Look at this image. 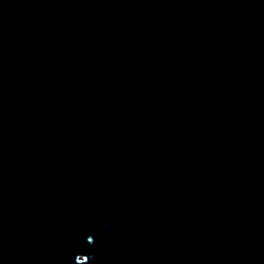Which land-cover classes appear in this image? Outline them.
Segmentation results:
<instances>
[{
  "label": "water",
  "instance_id": "obj_1",
  "mask_svg": "<svg viewBox=\"0 0 264 264\" xmlns=\"http://www.w3.org/2000/svg\"><path fill=\"white\" fill-rule=\"evenodd\" d=\"M0 264H264V0H0Z\"/></svg>",
  "mask_w": 264,
  "mask_h": 264
}]
</instances>
